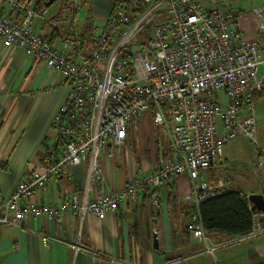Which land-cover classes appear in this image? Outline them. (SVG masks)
Returning a JSON list of instances; mask_svg holds the SVG:
<instances>
[{
	"label": "built area",
	"instance_id": "1",
	"mask_svg": "<svg viewBox=\"0 0 264 264\" xmlns=\"http://www.w3.org/2000/svg\"><path fill=\"white\" fill-rule=\"evenodd\" d=\"M8 5L10 15H0L3 47L24 50L45 64L62 78L68 93L53 120L56 135L45 142L43 171L25 176L0 205V226L21 228L29 217L104 220L122 205L135 209L147 189L184 175L191 189L181 202L197 208L229 189V178L210 183L204 176L230 142L242 137L258 144L254 94L264 93V7L254 11L257 27L249 37L235 15L195 0H118L104 27L93 22L92 42L86 46L76 33L57 45L37 35L34 21L46 20L48 10L38 14L17 0ZM148 114L156 127L167 128L171 158L130 177L124 187L98 191L102 155L109 147L122 149L132 123ZM82 164L87 176L80 193L56 206L39 203L51 182L69 178ZM256 168L264 174V153ZM160 203L157 197L153 206ZM252 214L251 231L236 242L264 236V213ZM188 231L209 253L230 244L208 245L198 215ZM42 242L49 247V237L42 235Z\"/></svg>",
	"mask_w": 264,
	"mask_h": 264
},
{
	"label": "crops",
	"instance_id": "2",
	"mask_svg": "<svg viewBox=\"0 0 264 264\" xmlns=\"http://www.w3.org/2000/svg\"><path fill=\"white\" fill-rule=\"evenodd\" d=\"M8 1L0 0V15H10ZM17 1L28 3L34 9L42 4L41 0ZM117 4L118 0L54 2L46 20L35 19V32L57 45L64 38L80 34L89 11L93 22L104 27ZM205 6L202 5L207 9ZM238 20L245 33L253 37L257 27L254 15L250 18L240 14ZM263 40L260 41L264 52ZM62 83L60 76L26 51L6 49L0 42V205L25 176L43 171L45 142L50 144L56 135L53 120L68 93ZM260 120L256 124L257 146L238 138L225 147L222 159L212 166L217 180L229 178L231 181L227 191L240 192L247 198L264 194L256 181H264V174L255 172L264 153V116ZM247 142L253 149L252 154L246 151ZM104 155L103 183L98 191L110 192L124 187L130 177L146 174L132 175L109 150ZM86 176V164L73 168L69 178L54 180L39 194V203L56 206L64 198L80 193ZM204 178L210 183L217 181L210 179L209 172ZM190 189L187 176L173 178L171 185L162 189L164 199L154 217L146 204H141V196L135 209L122 205L117 212H109L104 220L91 215L82 222L72 215L58 221L29 217L21 228L0 226V264H264V236L236 242L237 237L209 234L208 245L230 243L209 253L207 245L198 244L183 230L181 220L175 219L169 197L181 198ZM143 223L147 229L142 237ZM155 233L158 250L153 247ZM42 235L50 239L48 248L43 246Z\"/></svg>",
	"mask_w": 264,
	"mask_h": 264
},
{
	"label": "rangeland",
	"instance_id": "3",
	"mask_svg": "<svg viewBox=\"0 0 264 264\" xmlns=\"http://www.w3.org/2000/svg\"><path fill=\"white\" fill-rule=\"evenodd\" d=\"M195 1H198L202 5H206L205 7H207V9H211L214 7L226 10L232 15L239 13L242 14V16H247L250 18H252L256 9L264 7V0ZM262 46L264 48V40ZM256 105L257 121L259 120L258 122L260 123V117L264 116V98L257 102ZM246 144V151L249 154H252L253 149L251 148L248 142ZM107 150H109L114 155L120 165L124 164L125 167L129 169L132 175H141L145 172H151L152 167L161 166L164 162L168 161L172 153L171 142L167 128L156 127L152 121L151 114H148L139 121L132 123L128 132V138L122 149L117 150L113 147H109ZM101 159L103 165V162H105V155H102ZM255 172L258 175L262 174L260 171L258 172L255 170ZM256 181L258 182V187L260 188V190H263L264 181L262 179H258ZM158 195H160L159 198L162 201L164 199V193L162 192ZM154 198L150 199L149 201L145 200L147 203L143 204L144 206L146 204V207L148 209V212H150L151 217H154L156 215L157 209L159 208L151 204ZM182 198L183 196L180 199ZM142 203L143 202H141V204ZM146 229V225L143 223L140 228L142 237L146 233Z\"/></svg>",
	"mask_w": 264,
	"mask_h": 264
},
{
	"label": "trees",
	"instance_id": "4",
	"mask_svg": "<svg viewBox=\"0 0 264 264\" xmlns=\"http://www.w3.org/2000/svg\"><path fill=\"white\" fill-rule=\"evenodd\" d=\"M41 0L42 4L35 8V11L40 14L44 10H48L52 0ZM240 15V14H239ZM239 15H235L238 18ZM93 31V18L88 12V17L83 30L79 36L83 40L86 46H89L92 42ZM264 98V93H255L254 102H259ZM171 158V157H170ZM207 172L210 173V179H216L214 168L211 167ZM207 176V174H206ZM173 178H169L163 182L159 188H149L141 196V202L147 203L154 197H160L163 188H167L172 183ZM217 180V179H216ZM155 200V198H154ZM153 200V201H154ZM153 201L151 204L153 205ZM169 201L172 202V209L175 215V219L181 220V226L183 230L190 234L188 231V224L191 222L192 217L198 215L203 226L204 232L209 234H224L231 237H241L247 235L253 226V214L250 209L248 198L246 195L240 192L225 191L218 197L210 198L207 201L201 203L197 208L194 205L182 203L180 196H171ZM149 203V202H148ZM161 205V204H160ZM160 207V206H159ZM159 210V208L157 209ZM182 218V219H181Z\"/></svg>",
	"mask_w": 264,
	"mask_h": 264
},
{
	"label": "water",
	"instance_id": "5",
	"mask_svg": "<svg viewBox=\"0 0 264 264\" xmlns=\"http://www.w3.org/2000/svg\"><path fill=\"white\" fill-rule=\"evenodd\" d=\"M249 205L251 206L252 212L264 213V197L263 195H251L248 198ZM153 247L155 250L159 249L158 236L155 233L153 235Z\"/></svg>",
	"mask_w": 264,
	"mask_h": 264
}]
</instances>
